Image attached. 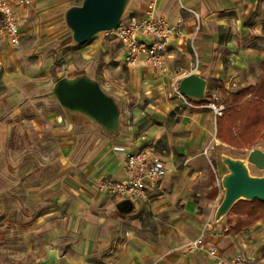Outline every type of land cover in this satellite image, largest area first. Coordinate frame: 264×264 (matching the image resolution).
<instances>
[{"label":"crops","instance_id":"obj_1","mask_svg":"<svg viewBox=\"0 0 264 264\" xmlns=\"http://www.w3.org/2000/svg\"><path fill=\"white\" fill-rule=\"evenodd\" d=\"M34 3L16 8L20 42L12 47L0 41V56L17 59L10 49L20 47L24 17ZM149 5L169 24H181L182 36L170 39L165 50L167 74L144 56L133 66L125 64L123 48L114 51L109 46L114 41L103 36L75 46L64 13L78 5L59 0L55 6V39L77 47L75 54L89 63L100 54L105 58L99 62L102 74L65 77L88 76L115 100L117 134L107 136L93 125L83 128L87 118L68 112L56 99L47 106L38 102L44 94L28 93L23 79L11 75L5 82L8 91L0 95L6 105L0 109V264H215L209 247L225 259L242 254L248 264H264V220L227 234V218L207 222L221 201L222 186L213 181L214 165L205 154L213 143L226 145L216 139L213 109L189 98L186 106L169 88L191 73L207 82L205 96L219 91L211 88L215 82L231 92L253 86L264 72V0H130L125 16H142ZM109 55L115 56L114 69ZM175 69L180 72L173 74ZM116 147L151 150L168 170L148 186L145 198L129 199V213L130 204L121 212L116 207L121 200L98 189L100 182L124 178L125 155ZM204 229L199 249L183 250Z\"/></svg>","mask_w":264,"mask_h":264},{"label":"water","instance_id":"obj_2","mask_svg":"<svg viewBox=\"0 0 264 264\" xmlns=\"http://www.w3.org/2000/svg\"><path fill=\"white\" fill-rule=\"evenodd\" d=\"M130 0H82L64 13V22L71 33L72 43L84 46L93 37L118 28L125 15ZM207 82L196 74L183 77L178 83L179 92L186 98L203 100ZM52 96L59 105L70 113L79 114L100 127L104 134L113 136L119 131V109L113 98L105 94L99 83L88 76L62 77L51 89ZM228 173L223 176L221 186L224 195L215 212V220L225 216L239 200H259L264 202V177L249 174L242 160L223 158ZM247 162L258 170H264V152L251 150ZM129 199L116 205L126 212Z\"/></svg>","mask_w":264,"mask_h":264},{"label":"rangeland","instance_id":"obj_3","mask_svg":"<svg viewBox=\"0 0 264 264\" xmlns=\"http://www.w3.org/2000/svg\"><path fill=\"white\" fill-rule=\"evenodd\" d=\"M71 1L76 3V5H80L82 2V0ZM57 2H59V0H35L33 8L29 10L26 17H24L25 20L22 24L24 37L21 40L20 47L18 49H10V51H12L15 56H17V59H11L6 53H3L0 56V95L8 91L5 87V82L10 80L11 75H14L16 78L24 80L28 89V93L34 96L44 94V96H40L39 99H37L38 102L41 101L47 106V102H49L50 100V102L53 104L55 102V98L52 96V94L49 95V93L55 83V79L50 75V68L55 63V61H57L58 63L59 78H62L63 76L71 77L75 74L84 73L87 71H91L95 75L102 74V66L99 65V62L100 60L105 59L101 57V55L103 54H100L98 56V58L96 59V63H93L94 61L92 63H89L87 59L85 60L84 55L79 54V56H77L75 54L77 49V47L75 46L77 45L65 47L59 43L60 39H55V6L57 5ZM100 36H103L108 42L114 41L113 43H111V45H109L110 48L114 49V51H119L121 49L122 46L120 45L114 34L110 32H103L93 37V39H97ZM147 42H150V40L148 39ZM106 55L108 54L106 53ZM109 56V59H111L112 69H114L115 66L113 61L115 56ZM16 61L18 62V64H16ZM159 70L163 74L168 73L169 68H167L166 61L163 68ZM179 72V69H175L172 71L173 74H178ZM214 85H216L219 89V85L216 82L213 84V86L211 85V88L214 89ZM169 88L172 94L176 97L177 95L174 93L173 86L169 85ZM227 92L231 93V91L228 90ZM181 100L185 103V100ZM204 101L207 103L208 107L212 109V105H222L224 107V105L229 101V98L228 96H222L219 91L217 93L208 91L207 95L204 96ZM38 102L36 103L38 104ZM185 105L189 106L188 103H185ZM5 106L6 105L3 103V100L0 99V109H5ZM89 125L100 128L95 123L88 121V119L86 120V122L82 123V126L85 129H87ZM215 144L216 143L211 144V147L207 148V154H205V157H207V159H209V161H211V163H213L214 165V168L212 167L210 171L214 182H218L221 186V179L223 177V174L228 173L226 166L222 163V159L229 158L230 156L237 160L244 161L251 176L264 177V170H258L256 167L250 165L247 162V157L250 151L259 149V147H264V142H257L251 149L248 150L233 149L228 146H223L220 143V145ZM217 166L222 168L223 171H220ZM101 183L102 182L98 184L99 190H102L100 188ZM221 189L222 201L224 190L223 188ZM132 208L133 203L128 206L127 213L131 212ZM217 208H211L207 222H209L210 220H214ZM222 218H226V215ZM225 230L227 231V229ZM188 244L183 246V250L188 252L197 250H187L186 246H188Z\"/></svg>","mask_w":264,"mask_h":264},{"label":"built area","instance_id":"obj_4","mask_svg":"<svg viewBox=\"0 0 264 264\" xmlns=\"http://www.w3.org/2000/svg\"><path fill=\"white\" fill-rule=\"evenodd\" d=\"M32 4L33 0H0V41H6L12 47L19 45L20 26L16 8L30 7ZM194 15L198 22V15L196 13ZM110 33L115 35L124 50L125 64L133 66L140 56H144L151 66L162 69L168 41L181 37L182 29L180 22L169 24L155 13L153 5H149L142 16L124 15L118 28ZM148 39L150 42H147ZM173 90L177 97L187 100L179 92L177 84L173 86ZM212 109L215 116H221L222 106L212 105ZM115 150L125 155L124 178L102 182L100 188L114 194L119 200L145 198L148 186H154L168 174L164 160L152 156L151 150L129 152L124 147H116ZM205 231L206 229L195 241L188 244L186 249L189 251L198 249L203 244ZM208 253L214 258L215 264H248L247 258L242 254L225 259L217 255L214 247H209Z\"/></svg>","mask_w":264,"mask_h":264},{"label":"trees","instance_id":"obj_5","mask_svg":"<svg viewBox=\"0 0 264 264\" xmlns=\"http://www.w3.org/2000/svg\"><path fill=\"white\" fill-rule=\"evenodd\" d=\"M58 63L51 67L52 77L57 81ZM219 93L228 96L221 116L216 118V139L233 149H251L257 142H264V72L256 83L235 92L228 93L222 85ZM199 104H207L198 100ZM217 193V188H212ZM227 233H241L264 220V202L239 200L226 214Z\"/></svg>","mask_w":264,"mask_h":264}]
</instances>
